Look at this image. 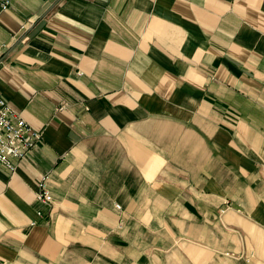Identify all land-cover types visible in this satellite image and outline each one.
I'll return each instance as SVG.
<instances>
[{
  "label": "crops",
  "instance_id": "crops-1",
  "mask_svg": "<svg viewBox=\"0 0 264 264\" xmlns=\"http://www.w3.org/2000/svg\"><path fill=\"white\" fill-rule=\"evenodd\" d=\"M4 1L0 264L264 263V0Z\"/></svg>",
  "mask_w": 264,
  "mask_h": 264
},
{
  "label": "built area",
  "instance_id": "built-area-1",
  "mask_svg": "<svg viewBox=\"0 0 264 264\" xmlns=\"http://www.w3.org/2000/svg\"><path fill=\"white\" fill-rule=\"evenodd\" d=\"M10 0H5L2 8L7 9ZM43 132L34 128L1 94H0V163L15 172V160L24 158L42 139ZM39 200L51 202L52 194L40 184L37 194ZM228 255L235 256V252ZM251 262V259H247Z\"/></svg>",
  "mask_w": 264,
  "mask_h": 264
},
{
  "label": "rangeland",
  "instance_id": "rangeland-1",
  "mask_svg": "<svg viewBox=\"0 0 264 264\" xmlns=\"http://www.w3.org/2000/svg\"><path fill=\"white\" fill-rule=\"evenodd\" d=\"M233 252H235V251H233ZM261 256L264 257V249L261 250ZM258 264H264V263L262 261H260V263H258Z\"/></svg>",
  "mask_w": 264,
  "mask_h": 264
}]
</instances>
